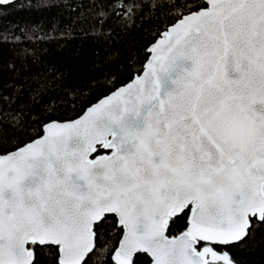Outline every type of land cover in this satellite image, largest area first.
Wrapping results in <instances>:
<instances>
[{"label":"snow or ice","instance_id":"1","mask_svg":"<svg viewBox=\"0 0 264 264\" xmlns=\"http://www.w3.org/2000/svg\"><path fill=\"white\" fill-rule=\"evenodd\" d=\"M73 41L86 86L54 59ZM258 253L264 0H0V264Z\"/></svg>","mask_w":264,"mask_h":264},{"label":"trees","instance_id":"2","mask_svg":"<svg viewBox=\"0 0 264 264\" xmlns=\"http://www.w3.org/2000/svg\"><path fill=\"white\" fill-rule=\"evenodd\" d=\"M12 19L13 20H31L39 21L46 20L53 13L45 12L43 14L30 12L28 10H19L12 9ZM130 39V38H125ZM136 40L138 44H142L145 41L140 37L139 34H136ZM91 48L90 44H81L77 41H73L68 44L67 47L63 48L61 51H56L54 53L55 61L60 64L71 76V79L74 83L81 86H86L88 81L93 77L99 75L98 72L94 71L91 68ZM115 71L113 67L111 69ZM85 96L88 95V89L85 88ZM251 264H264V256L257 254L255 256L249 257Z\"/></svg>","mask_w":264,"mask_h":264}]
</instances>
